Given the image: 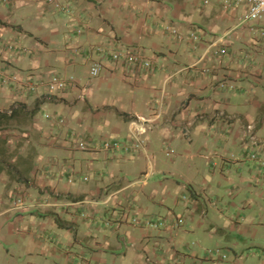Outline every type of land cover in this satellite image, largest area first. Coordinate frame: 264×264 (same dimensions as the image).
Listing matches in <instances>:
<instances>
[{
  "label": "crops",
  "instance_id": "1",
  "mask_svg": "<svg viewBox=\"0 0 264 264\" xmlns=\"http://www.w3.org/2000/svg\"><path fill=\"white\" fill-rule=\"evenodd\" d=\"M57 1L68 12L45 0H0V98H12L29 113L54 103L90 102L97 91L86 81L97 61L102 64L99 87L117 89L121 83L126 92L128 75L135 81L139 77L142 91L150 93L145 112L138 109L139 88L132 90L130 110L122 102L115 109L128 128L138 116L154 123L142 137L143 150L132 152L131 163L90 149L93 142L88 150L75 151L70 120L66 126L55 121L43 126L39 141L33 139L34 133L39 136L33 118L0 126V264H188L185 257L192 256L178 249L177 233L190 231L196 222V234H205L216 247L235 256L248 250L254 264H264V18L244 21L246 6L224 9L221 0ZM191 33L200 39L194 41ZM221 37L223 42L210 47ZM25 41L33 55L50 52L47 66H59L50 75L73 77L77 85L64 93L40 88L27 94L20 88L30 82V74L3 84L7 72L28 65L29 58L40 59L8 53L10 45L22 47ZM92 44L137 46L153 55L157 72L145 77L125 66L117 70L107 57L89 55ZM224 47L227 53L218 54ZM76 48L83 50L75 54ZM22 142L27 145L21 147ZM163 146L177 152L160 173L167 179L163 190L142 184L135 191L140 185L133 179L136 162L158 157ZM250 152L259 159L247 160ZM68 172L78 181L69 184ZM84 174L90 175L87 183ZM187 195L190 199L181 201ZM19 196L28 197L22 214L13 212ZM45 199L46 205L38 204ZM144 201L161 207L158 215ZM162 209L167 217L182 209L190 224L187 220L168 231L133 223L146 216L165 218Z\"/></svg>",
  "mask_w": 264,
  "mask_h": 264
},
{
  "label": "rangeland",
  "instance_id": "2",
  "mask_svg": "<svg viewBox=\"0 0 264 264\" xmlns=\"http://www.w3.org/2000/svg\"><path fill=\"white\" fill-rule=\"evenodd\" d=\"M6 1V0H5ZM62 6H64L62 3H60ZM45 5L48 4V0H45ZM52 7V5H50ZM65 7V6H64ZM57 11L65 13V11L55 9ZM29 38V37H28ZM24 48L20 46H16V50H10L8 53L10 55L12 54H26L28 56L27 58L31 56H36L40 59H36L37 61H32L31 58L30 62L28 65L22 64L21 66H16L15 68V73L14 71L10 70L7 72V74L10 75H15L19 80H23L28 77V74H30V82L31 84L34 85H39L41 86V81L42 79L46 82L48 80V76L50 75V72H52V69H55V67H59L56 63L51 64V66H47L46 62H52L50 52L48 51H36V55H33L32 50L29 48V44L25 41L24 43ZM97 44H92L91 46H95ZM100 45V44H99ZM108 45V44H107ZM28 49V50H27ZM89 49V47H88ZM225 49V48H224ZM24 50L26 53H22L21 51ZM97 54V53H95ZM151 54V53H149ZM153 55H150L149 58L152 59ZM40 61V62H38ZM97 62V61H95ZM154 65L156 67L155 61L153 60ZM39 65H36L38 64ZM116 66L117 70H121L124 66L119 63V62H112ZM157 72V71H155ZM27 76V77H26ZM100 73L96 77H89V79L86 81L89 82L88 86L91 87L93 90L97 91L96 95L93 96V98L90 99V102H82V101H73L72 105H66L64 103H54L52 105H45L44 108L36 112V115L34 118L31 116V114L27 111H22L20 107H17L13 113V116H10L11 110L16 107L18 103H13L12 98H0V108L3 106H7L8 109H3L0 111V126L4 125H11L14 123L18 122H23L26 121L28 122L33 118L34 124L36 126L35 131L39 133L38 137L36 133H34V141H39L42 140V133L43 132V126H50L52 122H57L59 123L60 126L67 124L66 120H70V124L72 127V134H79L81 135L78 137L79 139H82L85 143H90L93 142L95 144H101L104 141H110V140H115L119 144H126L130 143V139L132 138L130 129L128 128L127 122L121 118L118 115V112L115 110L116 108L120 109V102L124 104V107L128 110L131 109L132 107V99L134 98V94L132 93L133 88H139L136 92H139L143 98H141L140 104L138 105V109L142 112H145L148 108V105L150 103V98H148L150 93L143 92L142 90V84L140 83L142 80H140L138 77H136L137 81L134 79L130 78L131 76L126 75L125 80H127L128 85L124 83L125 86H127V91L125 92L124 89H122L121 83H118L117 86L119 88L117 89H110L107 88V86L101 88L98 86V78H100ZM40 77H43L40 79ZM171 80V79H170ZM137 82V83H136ZM27 83V82H26ZM25 83V84H26ZM141 84V85H140ZM84 87H87L86 85ZM44 88V87H41ZM88 88V87H87ZM42 90V89H40ZM27 92V91H26ZM47 92V91H46ZM38 93V91L36 92ZM54 94H58L57 91L53 92ZM29 94V91L27 92ZM160 96H165V87L161 88L160 90ZM147 98V99H146ZM9 101V102H8ZM146 101V105L145 104ZM148 104V105H147ZM10 105V106H9ZM89 105H106L107 108H100V111L97 109L95 110H90L88 107ZM155 109V107H153ZM158 110V108H157ZM45 115L51 116L52 119H46ZM110 117H107L109 116ZM54 118V119H53ZM56 118V119H55ZM59 118H63L64 123L59 122ZM66 126V125H65ZM35 128V127H34ZM5 129H2L4 131ZM149 131V130H148ZM68 129L66 128L65 130V135L67 134ZM70 135V142L73 143V138ZM68 140V138H67ZM77 140V141H78ZM27 145V142L23 144L21 143V147L23 145ZM160 146V145H158ZM20 147V149H21ZM160 155L155 158H143L140 157L138 161L136 162V168L135 172L133 174V179H136V181H139L140 185L135 189L141 190L142 184L148 185L150 189H153L154 191L161 192L164 188V185L162 183L167 181L165 178V174H160L164 171L167 170L168 168V163L169 161L176 157L177 152L174 150V154L171 156H167V148L162 147ZM17 152V149H15L14 154ZM99 152H104L106 151L100 150ZM159 152V150H158ZM107 154V153H106ZM158 154V153H157ZM108 155V154H107ZM130 157H132V154H129L126 160H128ZM135 159L130 158L129 162H133ZM104 161H100V165H103ZM87 177L89 182V176L88 174H84ZM146 175L148 176L146 178ZM145 179V182H142ZM86 182V183H87ZM73 184V183H72ZM133 190V189H132ZM153 193V192H152ZM22 195V194H20ZM157 201L160 200V196H157ZM23 196H19L17 198V201H14L13 204V212L17 214H22V210L26 207L27 204V199ZM16 199V197H15ZM32 202V201H31ZM48 201L43 200L41 203L39 202L38 204H43L46 205ZM144 205L148 206V208H152L154 206L153 203L149 201H144ZM153 214L156 213L158 215V212L161 210V207H154L151 209ZM164 213V217H167L165 213V209H162ZM163 215V214H162ZM172 215L174 217H180L184 216L185 223L188 220V223L190 224L189 218L186 217L187 215L183 214L182 209H176V212H173ZM195 222L197 221V215L195 216ZM188 218V219H187ZM196 223L191 225L190 231H182L183 229L179 230L177 234V244H178V249L181 251V253L186 256H192L195 257L193 259L192 257H185V261L188 262V264H208L210 262L212 263H218V264H254L255 263V257L252 258L253 256L250 255V251L248 250H242L238 251V254L235 256V254L230 251L228 248H223V247H216V244L213 241L206 240V235L201 233L196 234ZM220 249L221 250V255L225 254V258H221L217 254H211L209 251L210 250H216ZM192 251V253H191ZM253 251V250H252ZM251 251V252H252ZM242 255L243 257L239 256ZM262 260L264 259V256H260ZM199 261V263H197ZM183 264H186L185 262Z\"/></svg>",
  "mask_w": 264,
  "mask_h": 264
},
{
  "label": "built area",
  "instance_id": "3",
  "mask_svg": "<svg viewBox=\"0 0 264 264\" xmlns=\"http://www.w3.org/2000/svg\"><path fill=\"white\" fill-rule=\"evenodd\" d=\"M48 4L52 5L53 8L68 12L67 8L62 6L59 1L57 0H48ZM222 7L227 9L229 7H241L246 6L248 8V15L246 20L258 21L264 18V0H221ZM165 30L171 33L174 37L181 40L183 35L178 32V30L174 29L171 26H166ZM264 35V33H263ZM190 38L194 41H198L200 36L196 33H191ZM224 38H218L210 47H213L221 42H223ZM225 48V47H224ZM221 48L217 53L220 55H225L227 53V48ZM10 50H16V46H9ZM82 48L74 49L75 54H79L82 52ZM89 55L93 53H97L103 57H107L112 62H119L123 66L127 67L128 69L134 71L135 73L142 74L144 73L145 77H150L152 74L155 73L156 67L152 59H150L144 50L137 46L133 47H123V46H111L106 44H97L95 46H90L87 50ZM102 69V64L100 62H94V65L90 69V76L96 77L99 75ZM139 78V77H138ZM18 81V78L15 75L10 76H2V83L6 84L8 81ZM41 86L31 84V82H27L26 84L22 85L20 90L29 91V93L37 92L41 87H44L46 91L50 94H54V91L57 93H64L70 88H74L77 85L76 80L73 77L65 78L57 72H53L48 80L45 82L43 79L41 81ZM223 87V86H222ZM88 88L85 87L82 89L83 96L87 95ZM46 119H52L51 116L45 115ZM60 123H64L63 118L58 119ZM154 123V119L138 116L132 120L130 133L132 136L133 141L126 144H119L115 140L104 141L101 144L93 143L91 148L94 151H106L107 153L113 154L114 157L118 155L124 159H127L129 154H132L133 151L143 150V140L142 137L147 134L148 130L152 128ZM252 129V127H249ZM81 135L79 134H72L71 137L73 138L74 149L75 151H86L89 149L88 143H85L82 139L78 140V137ZM78 140V141H77ZM174 154V149L167 148V156H171ZM247 160H258V156L254 152H250L246 154ZM260 166L264 168V161L260 162ZM68 171L70 172L69 168ZM68 172V173H69ZM68 183L72 184L78 181V178L74 172L69 173ZM148 176L146 175V178ZM84 183L88 181L87 177L81 178ZM145 182V179L142 181ZM190 197L183 196L181 197V201L187 202ZM134 224H142L146 226H150L156 229H164L168 231H175L185 225V217H165L161 218L159 216H146L143 221L138 220L135 218L133 220ZM211 254H217L221 258H225V254L221 255V250H210Z\"/></svg>",
  "mask_w": 264,
  "mask_h": 264
},
{
  "label": "trees",
  "instance_id": "4",
  "mask_svg": "<svg viewBox=\"0 0 264 264\" xmlns=\"http://www.w3.org/2000/svg\"><path fill=\"white\" fill-rule=\"evenodd\" d=\"M18 107H20L21 109H22V111H27L28 112V110H26V108L27 107H25V106H18ZM17 107H14L12 110H11V114H10V116H13V113H14V111H15V109H16ZM36 112H37V110H34V111H32V112H30V114H31V116L34 118V116L36 115Z\"/></svg>",
  "mask_w": 264,
  "mask_h": 264
}]
</instances>
